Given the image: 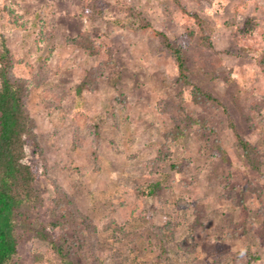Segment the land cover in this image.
Returning a JSON list of instances; mask_svg holds the SVG:
<instances>
[{"label":"rangeland","instance_id":"rangeland-1","mask_svg":"<svg viewBox=\"0 0 264 264\" xmlns=\"http://www.w3.org/2000/svg\"><path fill=\"white\" fill-rule=\"evenodd\" d=\"M105 1V14L89 18L81 0H0V32L36 121L39 145L25 161L42 174L38 200L16 219L14 264H164L130 238L118 242L111 222L131 233L174 223V264H233L244 250L264 264V166L249 167L230 124L264 154V106L248 115L241 99L252 89L264 101V0ZM190 29L188 82L156 34L176 41ZM82 34L100 54L78 46ZM94 69L96 85L80 91ZM151 162L160 163L153 173ZM152 180L160 195L137 200ZM52 181L95 226L92 250L61 222ZM242 194L248 210L233 204Z\"/></svg>","mask_w":264,"mask_h":264},{"label":"trees","instance_id":"trees-1","mask_svg":"<svg viewBox=\"0 0 264 264\" xmlns=\"http://www.w3.org/2000/svg\"><path fill=\"white\" fill-rule=\"evenodd\" d=\"M81 1L84 3V12L89 18H95L98 15L103 16L109 7L105 0ZM194 16L199 18L196 14ZM198 21L202 20L199 18ZM141 23L142 29L140 30H146L149 27L143 18ZM254 29L255 25L250 20V27L246 29V32H252ZM156 35H158L160 43L172 52L181 76L188 81V47H190L195 36L193 30H188L176 41H172L164 32H157ZM76 43L91 55L101 53L99 45L89 36L82 34ZM14 65L15 59L9 39L0 32V264H14V257L20 252V243L16 235V219L23 215L21 206L33 204L38 200L36 181L42 175L37 166L25 161L27 148L38 146L39 143L36 139V121L28 108L30 84L26 79L15 76ZM259 65L264 73V53ZM94 72L95 69L90 72L89 77L87 76L81 82L80 91L96 85L97 79L93 80L91 77L93 74L95 76L98 71ZM102 73L103 71L99 73L98 78H101ZM210 96L211 93L206 92L200 98L206 99ZM261 98L252 89H248L241 96V99L246 101V113L248 115L261 110L262 105L264 106V101L262 102ZM250 102L256 104L251 107ZM230 124L238 141V148L244 153L247 164L255 172L261 173L264 166V154L252 143L245 140L233 119H231ZM166 156H170V154ZM159 166L160 163L151 162L149 171L153 173V170H157ZM173 166L176 168V165ZM52 186L56 192L55 204L60 211L61 222L67 228H74L84 235L83 244L86 245L85 248L92 250L97 238L95 226L88 216L80 212L72 196L60 188L56 182L52 181ZM161 191L162 181L152 180L137 187L135 195L137 200L142 201L144 198L158 197ZM243 198V194L240 198L233 196V204L248 210ZM143 212L147 214V211ZM175 226L174 223L165 226L151 223L147 224L141 232L131 233L125 227L111 222L106 225L105 230H111L113 237L118 242L130 238L135 248L141 244L145 251L157 253L159 262L174 264L170 252V239L173 238ZM178 245L184 251H194L196 247L195 243L188 245L185 241L179 242ZM55 249L61 257H65L62 254L61 246H56ZM91 257L95 259L93 254ZM113 258H117L116 253H114ZM258 259H260L258 255L244 250L233 255V264H252Z\"/></svg>","mask_w":264,"mask_h":264}]
</instances>
